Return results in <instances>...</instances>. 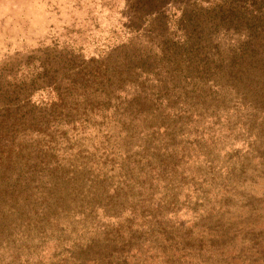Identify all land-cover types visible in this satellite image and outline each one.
I'll return each instance as SVG.
<instances>
[{"label": "trees", "instance_id": "1", "mask_svg": "<svg viewBox=\"0 0 264 264\" xmlns=\"http://www.w3.org/2000/svg\"><path fill=\"white\" fill-rule=\"evenodd\" d=\"M146 3L151 16L167 17L155 9L163 0ZM169 23L157 51L135 38L108 62L92 57L89 68L82 59L64 84L40 73L3 78L0 264L221 263L223 236L214 237L205 218L178 217H210L208 198L223 187L221 170L208 182L189 165L198 157L185 142L192 130L200 139L206 133L186 120L177 131L185 111L175 108L184 93L175 88L191 96L195 89V100L222 109L228 100L250 106L258 122L249 124L260 129L264 0H195L189 15ZM214 32L230 38L227 52L212 42ZM92 126L112 127V145L106 136L86 139Z\"/></svg>", "mask_w": 264, "mask_h": 264}, {"label": "rangeland", "instance_id": "2", "mask_svg": "<svg viewBox=\"0 0 264 264\" xmlns=\"http://www.w3.org/2000/svg\"><path fill=\"white\" fill-rule=\"evenodd\" d=\"M163 1L155 9L163 10L167 17L159 19L151 16L152 10L147 9L151 5L146 0H0V84L3 78L10 81L8 77L14 75L38 73L50 74L51 79L44 77L43 81L61 84L66 79L64 73L79 69L82 59L87 65L81 67L89 68L93 67L92 57L108 62L116 47L135 38L140 43L149 41L155 50L164 23L168 21L171 26L181 12L189 15L195 0ZM176 29L170 30L175 36ZM211 37L225 52L232 45L229 37L217 32ZM175 90L184 92L175 108L185 111L177 120V126L181 125L177 131L186 120L195 122L197 129L206 133L200 139L192 130L185 142L198 157L189 165L208 182L221 170L219 181L223 187L220 194L208 198L213 207L210 217L199 211L180 212L178 217L187 222L205 218L206 229L214 237L223 236L220 245L225 246L224 257L221 263L212 264H241L243 259L247 264H264V122L260 129H252L249 119L257 121L258 116H253L250 106L243 108L235 100H228L229 105L222 109L217 102L211 105L195 100V89L192 96L187 93L190 88L185 92L183 85ZM38 94L33 100L39 98ZM201 115L204 117L199 119L209 124L198 123L196 119ZM94 127L85 130L89 134L86 139L93 142L106 136L112 145L113 128ZM62 148L68 152L67 146ZM231 188L235 191L230 192ZM199 202L196 197L192 200L193 205ZM48 256L44 261L50 259Z\"/></svg>", "mask_w": 264, "mask_h": 264}]
</instances>
